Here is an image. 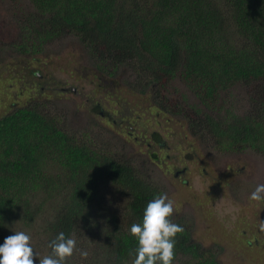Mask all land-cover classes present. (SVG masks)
<instances>
[{
    "label": "trees",
    "instance_id": "1",
    "mask_svg": "<svg viewBox=\"0 0 264 264\" xmlns=\"http://www.w3.org/2000/svg\"><path fill=\"white\" fill-rule=\"evenodd\" d=\"M28 3L22 34L26 43L20 47L32 40L72 36L96 60L91 64L98 71L108 64L112 72L121 67L131 71V90L139 94L161 89L175 76L208 104L216 101L218 92L237 84L253 87L257 111L244 116L229 113L225 119L205 114L203 126L222 149L250 148L264 155V0ZM61 90L62 95L65 89ZM47 103L29 101L0 118V243L21 226L41 224L47 247L61 231L76 239L88 227L105 234L102 264H132L137 240L130 226L142 221L159 187L106 148L93 149L90 139L77 137L66 128L65 118L60 124L47 111ZM101 110L96 104L91 112ZM103 117L113 121L108 114ZM51 166L57 167L53 174L48 172ZM109 182L127 200L124 223L107 219L111 214L100 205V186ZM101 220L111 223V229L99 225ZM174 223L185 230L177 234L173 264H219L212 249L191 239L185 221Z\"/></svg>",
    "mask_w": 264,
    "mask_h": 264
},
{
    "label": "rangeland",
    "instance_id": "2",
    "mask_svg": "<svg viewBox=\"0 0 264 264\" xmlns=\"http://www.w3.org/2000/svg\"><path fill=\"white\" fill-rule=\"evenodd\" d=\"M29 11L28 0H0V118L29 101H47V111L60 124L65 118L69 131L90 139L93 149L106 148L158 186L160 194L167 193L174 202L172 221H185L191 239L212 249L219 264H264V232L258 228L264 220V201L249 200L264 183V155L250 148L222 149L203 126L205 114L225 119L229 113L244 116L257 111L254 88L237 84L218 92L216 101L208 104L175 76L161 89L139 94L131 90V71L121 67L112 72L110 64L98 71L91 64L96 60L72 36L32 40L20 47L26 43L22 34ZM96 104L101 114L91 112ZM56 170L51 166L48 172ZM100 188V205L111 214L106 218L121 220L127 200L110 182ZM99 225L111 229L106 220ZM43 228H17L31 235L40 258L49 255ZM80 232L77 249L87 250L88 256L75 251L66 263L102 264L105 234L88 227Z\"/></svg>",
    "mask_w": 264,
    "mask_h": 264
},
{
    "label": "clouds",
    "instance_id": "3",
    "mask_svg": "<svg viewBox=\"0 0 264 264\" xmlns=\"http://www.w3.org/2000/svg\"><path fill=\"white\" fill-rule=\"evenodd\" d=\"M250 201H264V183L258 184L249 196ZM174 202L167 193L151 199L143 210L142 221L130 226V234L137 240L132 264H173L174 249L178 233L184 232L181 224L171 219ZM258 228L264 232V220H259ZM32 237L25 231H15L0 243V264H66L75 251L82 258L88 251L77 249V240L63 231L49 243L51 253L40 258L30 241Z\"/></svg>",
    "mask_w": 264,
    "mask_h": 264
}]
</instances>
